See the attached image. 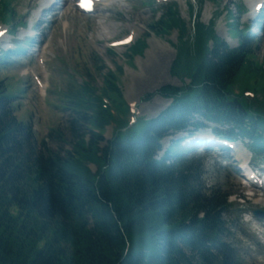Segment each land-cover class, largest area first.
<instances>
[{
	"label": "trees",
	"instance_id": "1",
	"mask_svg": "<svg viewBox=\"0 0 264 264\" xmlns=\"http://www.w3.org/2000/svg\"><path fill=\"white\" fill-rule=\"evenodd\" d=\"M10 3H1L9 20ZM197 15L191 38L175 2L150 25L162 33L181 30L172 72L190 81L162 87L171 106L132 127L123 121L105 147L100 141L114 116L104 97L129 110L114 71L102 86L85 80L69 95L64 108L73 114L72 149L39 141L0 80V264H240L227 241L228 191L208 187L204 162L186 159L177 142L155 157L170 132L202 126L198 117L230 125L216 130L248 137L252 151H264V97L257 98L264 94V66L254 54L256 39L235 21L231 32L241 44L232 48L214 22ZM147 46L145 34L125 55L142 54ZM239 82L257 94L254 99L234 93Z\"/></svg>",
	"mask_w": 264,
	"mask_h": 264
},
{
	"label": "rangeland",
	"instance_id": "2",
	"mask_svg": "<svg viewBox=\"0 0 264 264\" xmlns=\"http://www.w3.org/2000/svg\"><path fill=\"white\" fill-rule=\"evenodd\" d=\"M108 1L112 5L110 8L94 14L83 13L69 4H64L59 10L56 6L54 18L47 24L42 23L37 32L38 37L46 42L44 53L37 58L20 59L0 72V78L6 79L9 87L11 85L14 90L22 88L24 91L23 94H18L19 100L16 102L19 104L18 116L24 120H32L38 140L45 139L52 149L59 150L58 147L61 146L72 149L74 140L69 123L73 114L64 107L69 95L85 80L90 81L93 86H102L104 75L114 71L125 100L134 105L136 114L145 120L157 117L170 106L171 99L159 93L162 87H180L189 81L172 72L180 45L179 38H183L181 30L175 28L162 33L153 31L150 27L164 7L159 0ZM174 1L181 18L187 24L188 37L193 36V21L199 14L202 22H215L216 34L230 46L239 44L230 33L226 13L230 10V13L237 16V6L241 4L246 12H250L248 0H218V3L212 0ZM40 2L41 0H11L10 7L14 11L12 21L25 23L24 32L27 33L24 35L31 28L36 31L34 12L40 7ZM220 12L221 16L217 17ZM246 18V15L241 18L242 27L247 26ZM19 29L20 27L17 30ZM251 30L255 32V57L264 66V29L254 25ZM24 32H19L18 37L24 36ZM145 34L148 46L142 54L129 57L125 55L129 45L113 46L114 42L127 36H132L134 42ZM18 37L15 36L16 39ZM38 37L29 38L22 46L29 49L31 40H38ZM9 41L13 40L10 38ZM138 82L142 84L140 90L137 89ZM233 91L236 94L244 92L241 82L236 84ZM263 97V93H258L257 98ZM124 108L117 111L110 121L111 126L107 125L105 128L100 141L101 147H105L113 137L112 126L119 128L123 121L127 122L129 119L130 111ZM207 125L198 131V135L210 137L213 133L212 126H230ZM186 134L167 136L163 139V148L167 149L176 140L182 141ZM238 141L235 151L226 149L223 152L220 147H199L186 151L185 155L204 162V179L208 187L221 185L223 191L230 193L229 201L232 206L224 217L231 229L228 241L238 249L240 264H264V220L253 213L256 209L264 210V188L249 184L235 170L236 165L243 164L245 171L249 172L246 160L259 164L263 157L249 154L250 151L246 148L249 139L242 138ZM162 155L163 152L159 157ZM90 167L93 172L97 169L94 164H90ZM259 168H264V164Z\"/></svg>",
	"mask_w": 264,
	"mask_h": 264
},
{
	"label": "bare ground",
	"instance_id": "3",
	"mask_svg": "<svg viewBox=\"0 0 264 264\" xmlns=\"http://www.w3.org/2000/svg\"><path fill=\"white\" fill-rule=\"evenodd\" d=\"M263 0H256L254 3H253V7L257 5L258 2H261ZM46 4H49V1H46ZM155 71V70H154ZM153 76V75H152ZM146 79V78H145ZM142 82H145L144 80ZM141 86L142 84H140L139 82L137 83V89H141Z\"/></svg>",
	"mask_w": 264,
	"mask_h": 264
},
{
	"label": "water",
	"instance_id": "4",
	"mask_svg": "<svg viewBox=\"0 0 264 264\" xmlns=\"http://www.w3.org/2000/svg\"><path fill=\"white\" fill-rule=\"evenodd\" d=\"M255 214H256L257 216L264 217V211L256 210V211H255Z\"/></svg>",
	"mask_w": 264,
	"mask_h": 264
}]
</instances>
